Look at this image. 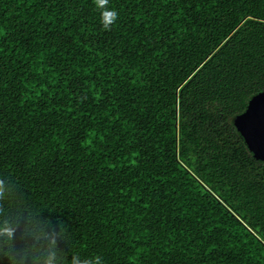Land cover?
<instances>
[{
	"label": "trees",
	"instance_id": "16d2710c",
	"mask_svg": "<svg viewBox=\"0 0 264 264\" xmlns=\"http://www.w3.org/2000/svg\"><path fill=\"white\" fill-rule=\"evenodd\" d=\"M107 7L110 30L94 0H0V178L69 254L264 264V160L234 124L264 91V0Z\"/></svg>",
	"mask_w": 264,
	"mask_h": 264
},
{
	"label": "clouds",
	"instance_id": "9594fccd",
	"mask_svg": "<svg viewBox=\"0 0 264 264\" xmlns=\"http://www.w3.org/2000/svg\"><path fill=\"white\" fill-rule=\"evenodd\" d=\"M108 2L94 0L103 27L110 30L119 14L107 7ZM69 240L62 220L54 223L42 215V209L24 200L14 182L0 178V260L6 259L7 264H104L99 255L69 254Z\"/></svg>",
	"mask_w": 264,
	"mask_h": 264
},
{
	"label": "water",
	"instance_id": "95a60500",
	"mask_svg": "<svg viewBox=\"0 0 264 264\" xmlns=\"http://www.w3.org/2000/svg\"><path fill=\"white\" fill-rule=\"evenodd\" d=\"M234 124L255 158L264 160V91L254 95Z\"/></svg>",
	"mask_w": 264,
	"mask_h": 264
}]
</instances>
